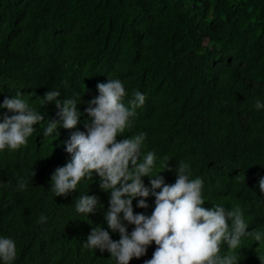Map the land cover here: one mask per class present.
Listing matches in <instances>:
<instances>
[{
  "label": "trees",
  "instance_id": "16d2710c",
  "mask_svg": "<svg viewBox=\"0 0 264 264\" xmlns=\"http://www.w3.org/2000/svg\"><path fill=\"white\" fill-rule=\"evenodd\" d=\"M108 77L124 82L125 102L133 90L147 94L124 135L148 133L143 151L158 157L154 173L174 184L187 162L204 180L203 207L238 205L247 232L264 230V111L253 108L264 95V0H0V103L20 90L44 116L27 145L0 153V235L16 241V264H112L107 251L83 246L93 227L107 229L110 193L99 178L68 196L50 191L55 169L71 160L65 143L85 131L87 102ZM50 89L81 101L77 128L58 129L56 139L42 135L58 111L41 107ZM20 177L29 180L24 190ZM85 191L103 208L83 219L72 205ZM139 199L134 214L151 215L154 197L147 208L136 207ZM156 247L129 264H144ZM240 255V264H264V245L248 237Z\"/></svg>",
  "mask_w": 264,
  "mask_h": 264
},
{
  "label": "clouds",
  "instance_id": "9594fccd",
  "mask_svg": "<svg viewBox=\"0 0 264 264\" xmlns=\"http://www.w3.org/2000/svg\"><path fill=\"white\" fill-rule=\"evenodd\" d=\"M96 87L98 95L87 102L85 109V131H73L65 143L71 160L67 162L65 157L50 180V191L55 197L68 196L78 186L89 185L94 175L99 178L101 191L110 193L104 213L107 229L93 227L83 243L85 248L107 251L112 264H129L133 258L145 256L153 242L157 247L144 264H240V250L246 238L252 237L264 245V230L246 231L248 222L240 206L229 208L217 203L203 207L204 180L198 175L193 178L190 164L179 163L175 183L167 184L158 175L161 171L154 173L158 160L155 152L143 151L148 133L140 131L125 137V130L134 126L137 110L147 101L146 93L133 90L125 102L127 91L119 78L108 77L107 82ZM39 100L41 107L51 103L58 110L55 119L43 123L44 137L56 139L58 129L77 128L82 115L77 109L80 94L62 97L59 89H50ZM253 108L264 111V95L255 99ZM0 110H7L0 112V153L27 145L37 131L34 126L44 120L20 90L11 98L5 97ZM33 175L31 171L30 179ZM144 177L149 178L150 187L145 186ZM28 186V179H17L18 190ZM258 188L264 194V176L259 179ZM150 195L155 203L151 215L134 214L133 200L141 198L136 207L147 208L145 198ZM72 206L83 219L103 208L98 197L87 191L79 194ZM47 219L41 213L37 223L44 225ZM129 225L134 226L131 232ZM110 232L118 233L119 239L113 240ZM17 257L16 241L0 235V264H16Z\"/></svg>",
  "mask_w": 264,
  "mask_h": 264
}]
</instances>
